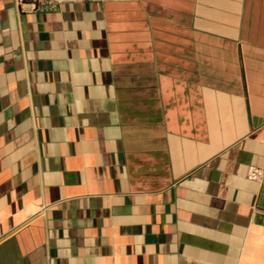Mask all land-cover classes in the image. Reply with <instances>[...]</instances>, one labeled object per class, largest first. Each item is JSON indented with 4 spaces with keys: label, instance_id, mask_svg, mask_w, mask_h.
Returning a JSON list of instances; mask_svg holds the SVG:
<instances>
[{
    "label": "crops",
    "instance_id": "crops-1",
    "mask_svg": "<svg viewBox=\"0 0 264 264\" xmlns=\"http://www.w3.org/2000/svg\"><path fill=\"white\" fill-rule=\"evenodd\" d=\"M0 264H264V0H0Z\"/></svg>",
    "mask_w": 264,
    "mask_h": 264
},
{
    "label": "built area",
    "instance_id": "built-area-1",
    "mask_svg": "<svg viewBox=\"0 0 264 264\" xmlns=\"http://www.w3.org/2000/svg\"><path fill=\"white\" fill-rule=\"evenodd\" d=\"M19 11L25 12H54L59 9L61 3L64 0H14ZM247 177L253 180H259L263 178L262 169L255 166H249L247 170Z\"/></svg>",
    "mask_w": 264,
    "mask_h": 264
}]
</instances>
